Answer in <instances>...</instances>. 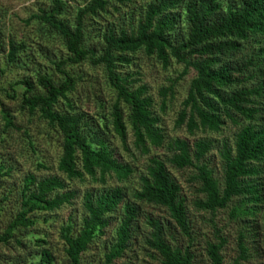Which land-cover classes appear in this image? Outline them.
<instances>
[{"label": "trees", "instance_id": "obj_1", "mask_svg": "<svg viewBox=\"0 0 264 264\" xmlns=\"http://www.w3.org/2000/svg\"><path fill=\"white\" fill-rule=\"evenodd\" d=\"M135 1L90 0L70 20L66 0H49L47 9L30 18L41 26L44 39L57 40L67 52L66 59L54 63L62 76L59 81L38 73L37 86L29 79L16 84L25 88L21 110L38 115L61 138L58 172L65 179L52 176L38 180L34 175L24 179L20 209L0 232V245L24 251L34 249L31 260L18 259L16 264H56L45 238L35 231L41 220L48 224L53 213L72 205L76 199V192L67 191L66 180L85 182L90 178L106 184L107 179L125 182L133 176L131 166L116 158L108 139L110 124L127 149L122 105L128 109L135 150L148 156L151 148L164 147L166 137L147 87L136 88L138 80L119 73L120 67L131 66L140 53L156 59L165 69L175 61L184 67L182 77L191 70L196 74L182 103L177 129L184 128L189 137L195 138L199 133L221 134L227 122L236 127L233 146L223 143L218 152L222 179L216 178L206 163L215 141L206 138L190 143L177 139L168 143L170 156L166 160L150 159L147 173L140 177L141 188L135 192L134 202L127 200L122 188L84 196L85 216L80 226L71 217L60 228L63 264H84V255L106 235L118 212L122 214L121 221L100 264H114L123 259L138 234L141 204L152 206L168 217L167 224L147 218L151 232L145 243L160 264H195L194 227L181 186L172 178L168 165L178 171H195L191 182L198 185L199 196L194 206L199 212L209 213L212 223L219 212L229 208L231 218L244 225L263 210L264 0H139L144 10L137 26L131 22L128 28L125 23L118 29L93 28L110 9L119 12ZM26 49L25 44L11 40L6 56L8 65L25 66L22 62ZM86 63L103 68L115 91L111 121L105 116L101 117L104 122L90 118L71 99L80 78L66 67ZM0 74L4 71L0 70ZM168 96L174 97V85L161 91L163 113ZM4 121L7 129L13 127L9 114H4ZM10 173L11 169L0 165V182ZM213 229L215 241L206 243L207 263L225 264L223 252L228 241L215 224ZM178 237L186 246L180 244ZM246 239L244 232H240L238 257L232 264L250 260Z\"/></svg>", "mask_w": 264, "mask_h": 264}, {"label": "rangeland", "instance_id": "obj_2", "mask_svg": "<svg viewBox=\"0 0 264 264\" xmlns=\"http://www.w3.org/2000/svg\"><path fill=\"white\" fill-rule=\"evenodd\" d=\"M89 1L66 0L70 6L68 18L73 20L77 9L86 6ZM49 6V0H0V70L4 71L3 75L0 74V165L11 169V173L0 182V232L20 209V192L24 179L28 175H34L38 180L52 176L65 179L58 172L62 154L61 138L45 122L41 121L38 115L31 116L28 112L21 110L25 88L22 85H16L29 79L37 86L38 73L51 75L56 81L62 78L55 69L54 63L67 58L64 46L57 40L44 39L41 26L35 20L30 21L32 16L39 14L41 9H47ZM143 6L139 0H136L119 9V12L112 8L107 16H103L93 24V28L105 30L115 27L118 29L124 23L128 28L131 22L137 26L144 10ZM11 40L27 46L23 56L24 63L22 62V64H25L23 67L9 66L7 63L6 56ZM66 70L80 78L76 91L71 95L74 105L94 120L100 122L102 121L101 117L105 116L111 121L110 115L113 104L116 102V94L108 83L103 68H94L86 63L78 67H66ZM183 72L184 67L175 61H172L170 67L165 69L156 59L148 58L143 53L133 58L131 66L119 68V73L123 77L132 75L133 80L139 81L135 85L136 88L147 87L148 96L154 101L156 115L161 120L160 128L164 130L166 143L163 148H151V153L148 156L140 155L134 147L135 139L128 123V109L122 105L127 127V149L114 133L110 124L108 139L110 146L115 151L116 158L124 165L131 166L134 174L128 181L119 182L114 178L107 179L106 184L93 182L90 178H87L85 182L66 180L67 191L76 192V199L72 205H66L60 211L53 213L49 217L48 224L41 220L37 226L38 231H35L36 235L45 238L47 248L55 257L56 264H63L65 259L64 243L60 239V228L67 224L71 217L76 226H80L85 216L82 205L84 196L87 193L97 195L110 189L122 188L126 192L127 200L134 202L133 196L141 188L140 177L147 173L150 159L166 160L170 156L166 149L168 143L177 139L188 140L190 143L199 139H212L215 141V148L207 157L206 163L214 170L215 177L222 179V164L218 152L223 143L228 142L233 146L236 127L227 122L221 134L199 133L195 138L189 137L184 128H176L182 103L187 98L190 84L196 76L195 72L191 70L182 77ZM173 85L174 97L168 96L167 109L163 113L160 109L161 91ZM13 97L15 98L12 99ZM5 113L13 119V127L10 129L5 127ZM168 170L172 178L181 186L182 195L187 202L189 217L197 240L193 247L196 253L195 264H208L205 249L207 242L215 241L214 224L228 241L223 252L225 264H232L238 257L237 243L240 232H244L249 248L250 260L244 264H264V207L255 219H251L245 225L231 218V208L219 212L212 223V216L209 213L199 212L194 206L199 196L197 194L198 185L191 182L195 171H178L170 165H168ZM148 217L160 219L164 224H167L168 217L164 212L141 204L138 234L133 241L132 249L123 259L114 264H160L159 259L154 256L145 243L151 232L147 224ZM121 218L120 212L114 215L106 235L92 245L84 255V264L104 262V255L108 251L110 243H113L114 232L118 228ZM178 239L180 244L186 246L182 238L178 237ZM33 250L24 251L16 246L0 245V264H16L18 259L31 260L34 255Z\"/></svg>", "mask_w": 264, "mask_h": 264}]
</instances>
